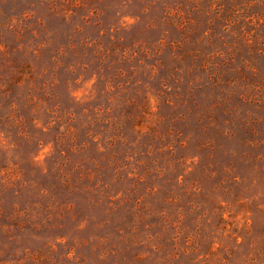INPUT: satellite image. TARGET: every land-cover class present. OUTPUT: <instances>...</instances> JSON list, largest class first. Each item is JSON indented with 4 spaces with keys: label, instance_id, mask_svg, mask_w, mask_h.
<instances>
[{
    "label": "rangeland",
    "instance_id": "374dc122",
    "mask_svg": "<svg viewBox=\"0 0 264 264\" xmlns=\"http://www.w3.org/2000/svg\"><path fill=\"white\" fill-rule=\"evenodd\" d=\"M0 264H264V0H0Z\"/></svg>",
    "mask_w": 264,
    "mask_h": 264
}]
</instances>
